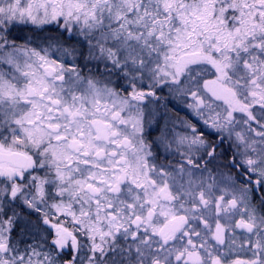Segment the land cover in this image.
Wrapping results in <instances>:
<instances>
[{
  "label": "snow or ice",
  "instance_id": "1",
  "mask_svg": "<svg viewBox=\"0 0 264 264\" xmlns=\"http://www.w3.org/2000/svg\"><path fill=\"white\" fill-rule=\"evenodd\" d=\"M0 264H264V0H0Z\"/></svg>",
  "mask_w": 264,
  "mask_h": 264
}]
</instances>
